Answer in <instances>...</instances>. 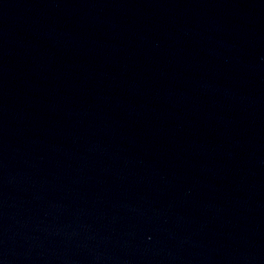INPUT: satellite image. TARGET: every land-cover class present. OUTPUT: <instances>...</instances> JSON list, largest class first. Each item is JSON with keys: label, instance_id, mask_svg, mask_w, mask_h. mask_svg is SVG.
Masks as SVG:
<instances>
[{"label": "water", "instance_id": "water-1", "mask_svg": "<svg viewBox=\"0 0 264 264\" xmlns=\"http://www.w3.org/2000/svg\"><path fill=\"white\" fill-rule=\"evenodd\" d=\"M0 264H264V0H0Z\"/></svg>", "mask_w": 264, "mask_h": 264}]
</instances>
